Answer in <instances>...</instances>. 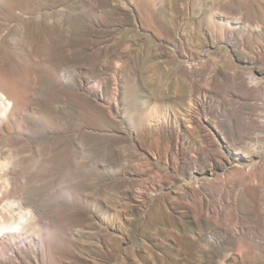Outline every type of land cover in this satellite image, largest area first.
Wrapping results in <instances>:
<instances>
[{
    "label": "rangeland",
    "instance_id": "obj_1",
    "mask_svg": "<svg viewBox=\"0 0 264 264\" xmlns=\"http://www.w3.org/2000/svg\"><path fill=\"white\" fill-rule=\"evenodd\" d=\"M1 224L0 264H264V0H0Z\"/></svg>",
    "mask_w": 264,
    "mask_h": 264
},
{
    "label": "bare ground",
    "instance_id": "obj_2",
    "mask_svg": "<svg viewBox=\"0 0 264 264\" xmlns=\"http://www.w3.org/2000/svg\"><path fill=\"white\" fill-rule=\"evenodd\" d=\"M17 227H19L18 224H14V225H3V224H1L0 225V233L3 231L4 233H6L9 236V238L11 239L12 242L19 243L21 237L19 234H15V233H17V231L20 230V229L18 230Z\"/></svg>",
    "mask_w": 264,
    "mask_h": 264
}]
</instances>
